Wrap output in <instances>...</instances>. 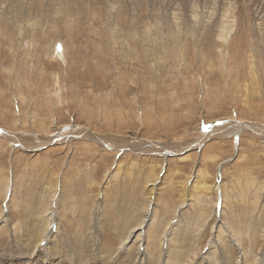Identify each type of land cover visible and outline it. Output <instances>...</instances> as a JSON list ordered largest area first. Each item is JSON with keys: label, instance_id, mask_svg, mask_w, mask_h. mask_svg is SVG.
<instances>
[{"label": "rangeland", "instance_id": "1", "mask_svg": "<svg viewBox=\"0 0 264 264\" xmlns=\"http://www.w3.org/2000/svg\"><path fill=\"white\" fill-rule=\"evenodd\" d=\"M237 237L263 261L264 0H0V264Z\"/></svg>", "mask_w": 264, "mask_h": 264}, {"label": "bare ground", "instance_id": "2", "mask_svg": "<svg viewBox=\"0 0 264 264\" xmlns=\"http://www.w3.org/2000/svg\"><path fill=\"white\" fill-rule=\"evenodd\" d=\"M251 95V94H250ZM240 126V125H239ZM243 126V125H242ZM111 189V188H110ZM109 191V190H108ZM5 192H6V190H5ZM66 192V191H65ZM106 193H107V189H106ZM108 193H110V192H108ZM62 196V195H61ZM107 198H108V196H106ZM105 197V198H106ZM111 197H113L114 198V195H112ZM110 198V197H109ZM118 199V198H117ZM110 200V199H109ZM111 202H113V201H111ZM46 209H47V207H45ZM44 212H45V210H44ZM134 216V215H133ZM118 218V217H117ZM121 218V217H120ZM134 218V217H133ZM136 218V217H135ZM127 219V218H126ZM240 219V218H239ZM133 221H134V219H132ZM135 222V221H134ZM137 222V221H136ZM135 222V223H136ZM143 222V221H142ZM232 223H234V222H232ZM161 224V223H160ZM160 224H158V226H157V230H156V234H155V238L158 240V241H160L161 240V234H162V228H163V226L162 225H160ZM242 221L241 220H238L237 218H236V220H235V223L232 225V228H231V231H229V232H231V235H232V237L233 236H236L237 234L239 235V233L242 231L243 232V229H242ZM221 226V225H220ZM42 227V226H41ZM124 227V226H123ZM132 229V228H131ZM48 231H49V227H46V229H43V230H39V237H37L38 238V240L36 241V244L35 245H38V244H40L39 242L43 239V237L45 238L46 236H47V234H48ZM136 232V231H135ZM226 232V231H225ZM241 232V234L243 235V233ZM228 234V233H227ZM259 234V232L257 233V236H258V238H259V236L260 235H258ZM53 236V235H52ZM56 236V235H55ZM225 236V235H224ZM147 239H150L151 238V236H148V237H146ZM237 238H239V241H237V242H235V240L236 239H234V238H232V239H230V241H226L225 242V240H224V242H223V245H222V247L221 248H223V255L220 257L219 256V258L217 257L216 258V256L219 254H217L216 256H212L211 255V257H210V260H211V258L213 259V261L212 262H214V264H235L234 263V261L235 260H233V256H232V254L234 253V249L235 248H241V252H242V255L243 256H241L242 257V261H240L239 263H238V261H237V263L238 264H264V259H263V261H260V262H258V257H256V253H255V251H253V254H252V252L251 253H249L248 251H246V249H245V245L243 246L242 244L243 243H241V237H237ZM241 238V239H240ZM138 239V238H137ZM228 239V238H227ZM43 240H45V239H43ZM175 242H176V238L175 239H173ZM54 244H51V246H53V253H55V254H59L60 253V251H61V249H60V244H59V242H58V240H57V242H56V237H54ZM227 242H229V243H227ZM257 242V238H256V240H255V242L254 243H256ZM237 243H240V244H237ZM172 245H174V246H172ZM171 246H168L167 248H166V256H165V263L164 264H172V262H173V260L174 259H183L184 258V260H185V257H186V255H188V253H190V250H188V248L186 249V245H183V244H179V245H176V244H172ZM18 247V246H17ZM219 247H220V245H219ZM21 248V247H20ZM130 249H132L133 248V251H136V252H138V253H141V255L143 256V257H145V258H148V260H149V262H150V259H151V257L153 256V252L149 249V248H145V249H139L140 247H139V245L138 246H136V248H134V247H129ZM190 248V247H189ZM217 250V249H216ZM17 252V251H16ZM138 253H137V255H138ZM136 254V253H135ZM136 255V257H138ZM210 255V254H209ZM143 259V258H142ZM144 260V259H143ZM203 260H205V259H203ZM238 260V259H237ZM181 260H179V261H176L177 263L178 262H180ZM202 262V261H201ZM202 264H203V262H202Z\"/></svg>", "mask_w": 264, "mask_h": 264}, {"label": "snow or ice", "instance_id": "3", "mask_svg": "<svg viewBox=\"0 0 264 264\" xmlns=\"http://www.w3.org/2000/svg\"><path fill=\"white\" fill-rule=\"evenodd\" d=\"M218 123H223V121H220V122H218ZM203 130L207 133V132H209L210 130H211V125H208V124H205L204 126H203ZM43 243V242H42Z\"/></svg>", "mask_w": 264, "mask_h": 264}]
</instances>
